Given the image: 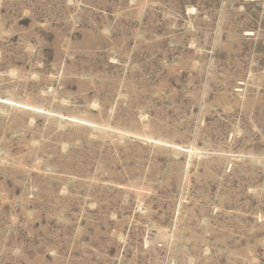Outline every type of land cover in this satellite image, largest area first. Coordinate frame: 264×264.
Wrapping results in <instances>:
<instances>
[{"label":"rangeland","instance_id":"1","mask_svg":"<svg viewBox=\"0 0 264 264\" xmlns=\"http://www.w3.org/2000/svg\"><path fill=\"white\" fill-rule=\"evenodd\" d=\"M0 264H264V0H0Z\"/></svg>","mask_w":264,"mask_h":264}]
</instances>
